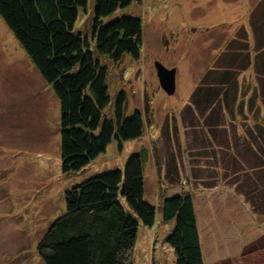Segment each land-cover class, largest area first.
<instances>
[{
	"label": "rangeland",
	"instance_id": "374dc122",
	"mask_svg": "<svg viewBox=\"0 0 264 264\" xmlns=\"http://www.w3.org/2000/svg\"><path fill=\"white\" fill-rule=\"evenodd\" d=\"M92 7L87 0L78 10L73 32H88ZM122 17L142 24L139 57L124 55L108 64L105 85L111 99L124 93V116L140 113L142 134L123 142L120 151L112 141L84 169L68 175L60 172L58 102L0 20V264H43L37 244L64 213V191L95 175L121 170L132 154L143 157V200L155 208V216L151 229L138 227L131 264L173 263L172 251L163 242L173 223H163L159 210L162 191L170 187L168 197L192 196L205 264H264V166L220 119L226 128L216 150L220 179L205 191L195 189L194 176H210L205 166L212 157L199 162L204 167L187 159L193 118L182 122L190 112L199 122L190 97L202 79L213 81L210 72L220 71L224 58L241 66L232 69L235 103L245 107L257 66L252 73L250 65L241 63L257 58L264 66V0H140L115 10L102 23ZM154 63L174 70L172 95L159 88ZM261 103L258 112L264 119ZM239 120H232L233 126ZM197 124L192 130L212 147L206 126ZM173 155L178 175L174 181L169 178L175 182L171 186L165 173Z\"/></svg>",
	"mask_w": 264,
	"mask_h": 264
},
{
	"label": "trees",
	"instance_id": "16d2710c",
	"mask_svg": "<svg viewBox=\"0 0 264 264\" xmlns=\"http://www.w3.org/2000/svg\"><path fill=\"white\" fill-rule=\"evenodd\" d=\"M92 2L88 32L82 34L72 29L87 0H0V20L58 102L60 172L64 175L84 169L112 141L120 151L123 142L137 139L143 130L138 111L124 116V93L111 99L105 85L108 64L118 63L124 55L138 59L142 24L133 17L102 23L115 10L140 0ZM224 60L220 71L211 70L213 81L202 79L192 92L190 105L199 122L192 112L182 120L185 124L192 117L193 125L206 126L211 135L212 147L192 130L193 125L188 128L191 147L187 159L198 165L208 161L209 155L213 159L205 166L210 176L193 179V187L203 191L220 179L216 150L221 130L226 129L220 126V119L232 126L237 141L264 166V119L258 112L261 101L264 108L263 62L252 58L251 64L250 59L241 63L250 65L251 72L257 66L256 83L244 107L235 103L232 70L241 66L234 59ZM238 118L233 126L232 120ZM249 118L253 123L246 124ZM173 156L172 162L168 158L165 174L174 181L178 174ZM142 162L141 154H132L121 170L95 175L64 191V213L49 224L37 244L43 264H131L138 227L151 229L155 216V208L143 200ZM155 167L160 168L156 162ZM173 181L169 180L171 186ZM172 188L162 191L165 197L159 203L161 221L173 223L163 239L172 251V264H205L192 196L188 192L168 197Z\"/></svg>",
	"mask_w": 264,
	"mask_h": 264
},
{
	"label": "water",
	"instance_id": "95a60500",
	"mask_svg": "<svg viewBox=\"0 0 264 264\" xmlns=\"http://www.w3.org/2000/svg\"><path fill=\"white\" fill-rule=\"evenodd\" d=\"M154 71L159 88L166 95H172L174 92V70L165 69L159 63H154Z\"/></svg>",
	"mask_w": 264,
	"mask_h": 264
},
{
	"label": "crops",
	"instance_id": "0c3cea01",
	"mask_svg": "<svg viewBox=\"0 0 264 264\" xmlns=\"http://www.w3.org/2000/svg\"><path fill=\"white\" fill-rule=\"evenodd\" d=\"M152 264H154L153 260H152Z\"/></svg>",
	"mask_w": 264,
	"mask_h": 264
}]
</instances>
